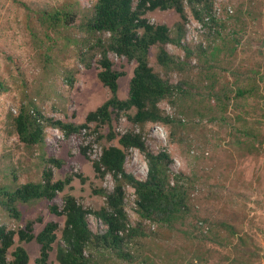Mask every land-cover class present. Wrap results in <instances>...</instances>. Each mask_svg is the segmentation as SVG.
I'll use <instances>...</instances> for the list:
<instances>
[{"label": "trees", "instance_id": "1", "mask_svg": "<svg viewBox=\"0 0 264 264\" xmlns=\"http://www.w3.org/2000/svg\"><path fill=\"white\" fill-rule=\"evenodd\" d=\"M12 1L29 12L48 39L50 35L55 38L63 35L69 27L81 31L82 35H75L73 40L78 60L86 68L91 67L94 60L97 78L110 93L102 104L88 111L81 122L63 121L48 116L33 96L25 94L15 111L7 112L11 132L18 142L29 150L45 142L46 127L57 128L65 136H69L90 129V124H94L92 131L98 132L97 138L104 136L99 133L100 126H107L106 139L117 138V145L103 146L99 159L92 162V168L98 177L109 173L114 179L111 192L93 189V192L103 194L104 205L98 209L84 207L69 193L63 195L61 205L49 203V211L63 217L61 229L56 221L51 220L34 233V223L40 221L41 217L26 218L21 222L26 207L39 200L51 201L58 192L63 191L73 176L81 181L85 178L71 173L63 179H54L52 167H61L62 160L46 156L43 152L40 154L42 166L38 180L19 183L14 165H0V213L15 222L13 227L0 222V264H29L27 250L20 244L15 245V240L37 242L40 248L36 262L47 264L49 253L57 239V230L61 234L55 250L58 264H95L97 257L106 256H113L120 262L151 264L156 261L154 253H142L140 240L154 232L145 228L143 220L153 222L158 228L176 233L177 237L182 238L179 247L172 245L160 248L157 254L163 264H212L218 249L223 251L217 264L259 263L262 255L258 252L257 241L253 235L237 229L238 225L234 226L231 219H214L209 221L206 228L201 227L208 219L199 217L191 202L190 190L195 186L194 178L182 171H172L171 156L166 150L155 152L150 149L141 132L127 130L116 134L112 129L114 115L124 114L131 123L140 127L148 122H158L169 128L170 133L175 132L185 123L166 114L159 106L162 101H168L172 105L178 102L185 106L188 104V107L196 101L198 106L194 108V116L201 119L206 117L210 121L216 118L215 110L218 108L220 118L226 121L225 112L230 92L224 89L214 90L216 79L214 75H209L212 72L206 69V65L202 68L200 66L197 74L199 81L185 79L170 83L149 63V50L153 46L157 47L156 61L165 73L171 70L187 71V60L192 54H196L198 58L208 54L215 57L223 50L221 46L224 45L228 51L234 52L238 39L232 33L222 32V22L214 16V0H92L84 7L77 0H64L34 9L25 1ZM155 9H172L176 12L179 21L175 25L174 35L165 23L148 20L146 13ZM188 13L208 29L203 39L205 45L198 44L196 51L181 43ZM167 43L182 47L186 53L184 59L170 54L165 49ZM109 53L135 63L126 97L118 96V80L125 75V71L115 65ZM70 77L71 75H67V78ZM263 78L264 76L260 77L261 80ZM203 81L206 83H202ZM8 89V84L0 79V94ZM203 92L208 96L214 95L215 105L201 103ZM233 98L235 107H244L247 102H251L250 99H254L252 105L259 114L253 121H248L245 112L238 108L233 109L232 116L238 122L234 127L236 134L245 138L242 145L246 147L249 141L247 145L251 148H262L264 138L259 128L264 120V102L258 83L254 82L248 88L236 86ZM184 114L188 116L187 110ZM128 148H136L144 154L148 163L145 176H137L125 169V150ZM85 149L86 147L84 152ZM127 185L134 190L135 213L140 219L134 225H131L124 206ZM89 214L102 221L105 225L103 232L95 233L90 229L87 220ZM260 231L264 234L263 227H260Z\"/></svg>", "mask_w": 264, "mask_h": 264}, {"label": "rangeland", "instance_id": "2", "mask_svg": "<svg viewBox=\"0 0 264 264\" xmlns=\"http://www.w3.org/2000/svg\"><path fill=\"white\" fill-rule=\"evenodd\" d=\"M35 7L44 4H57L64 0H21ZM79 5L88 6L92 0H77ZM214 11L217 20L222 22L224 33H232L237 37L238 44L234 52L221 46L223 50L215 57L192 54L187 60V71L171 70L167 73L156 61L157 47L149 50V63L161 76L170 83L190 79L197 82V74L202 67L212 72L211 77L216 79L214 90L224 89L230 92L227 101L226 121H222L220 114L215 110L216 118L208 120L206 117L194 116V108L168 101L159 103L161 109L172 117L179 118L184 126L178 127L175 132L158 122H148L143 127L131 123L124 114L114 115L112 129L116 134L127 130L141 132L146 144L153 151L166 150L171 156L170 169L182 171L194 178V188L191 192V202L199 217L208 221L201 227L204 229L209 221L214 219L230 220L237 229L245 231L255 238L259 247L258 252H264V234L260 231L264 222V144L262 148L252 147L249 141L246 147L242 145L245 138L236 134L233 109L238 108L245 112V118L253 121L257 117L252 101L244 107L234 106L236 86L248 88L254 82L258 83L264 102V0H214ZM153 23H165L170 32L175 34V25L179 21L178 15L172 9H155L146 13ZM208 31L201 22L188 13L183 25L181 43L186 47L194 48L205 45L204 36ZM82 32L69 27L63 35L48 39L43 29L38 27L29 12L12 0H0V79L8 84V91L0 94V165L10 163L14 165L17 181L38 180L41 171L40 154L54 156L62 160L61 167H52L53 178L63 179L67 174H80L85 180L77 176L58 192L51 201L39 200L27 205L22 221L26 218L36 219L33 231L37 233L47 221H56L61 229L63 217L52 214L49 203H62L64 194H72L84 207L98 209L104 205L105 197L102 193H95L93 189H103L111 192L114 179L110 174L98 177L91 161L94 160L103 146L117 145V138L107 140L108 127L100 126L97 131L90 129L80 133L65 136L54 127L45 128V142L41 146L25 149L11 132L7 120V112L15 111L17 104L25 94L33 96L43 112L53 118L63 121H84L88 111L93 110L109 96V90L97 78V67L94 63L86 68L78 60L73 40ZM233 39V37H231ZM230 45V44H229ZM165 49L178 59H184V49L172 43L165 44ZM196 51V49H195ZM118 68L125 71V75L118 80V96H127L128 82L132 75L134 62H127L124 57L109 53ZM209 65V67H208ZM201 66V68H200ZM67 75H71L70 79ZM214 75V76H213ZM207 81V80H206ZM203 81L202 83H206ZM210 81V80H209ZM201 103L215 105L216 99L202 93ZM241 102V100H240ZM238 103V102H237ZM188 107V109H187ZM242 108V109H241ZM244 108V109H243ZM264 109V103H263ZM187 115L185 116V111ZM259 132L264 138V120ZM89 146L86 156L83 146ZM248 146V147H247ZM255 146H258L255 144ZM125 169L143 177L147 173L148 163L145 156L136 148L125 150ZM124 206L131 225L140 220L135 213V196L132 187H125ZM90 229L97 233L105 230V225L93 214L87 215ZM0 222L13 227L15 222L0 213ZM145 228L154 234L140 240L141 252L154 253L156 259L151 264H163L159 260L160 248H169L172 245L179 247L182 238L165 229L158 228L153 222L144 221ZM201 224V222H199ZM158 233V234H156ZM174 235V238H172ZM57 239L49 253L47 264H58L55 260V250L60 241V230L56 232ZM167 240V241H166ZM171 243V245H169ZM28 252L29 264H38L39 244L34 240L19 242ZM140 245V246H141ZM218 249L214 254L212 264H217L223 250ZM260 259L259 263L262 261ZM95 264H143L136 261L120 262L113 256L97 257ZM145 264V263H144Z\"/></svg>", "mask_w": 264, "mask_h": 264}, {"label": "clouds", "instance_id": "3", "mask_svg": "<svg viewBox=\"0 0 264 264\" xmlns=\"http://www.w3.org/2000/svg\"><path fill=\"white\" fill-rule=\"evenodd\" d=\"M57 129V128H56ZM59 130V129H58ZM86 130V129H85ZM83 131V130H82ZM81 131V132H82ZM62 132V131H61ZM63 133V132H62ZM84 147H86V149H85V152H84ZM89 149V146L88 145H86V146H83V149H82V152H83V154L86 156V154H87V150ZM129 149V148H128ZM101 151H102V148L99 150V153H98V156L94 159V160H92L91 161V163L93 162V161H97L98 159H99V157H100V154H101ZM125 162V161H124ZM107 174H109V173H107ZM111 175V174H110ZM100 220V219H99ZM101 221V220H100Z\"/></svg>", "mask_w": 264, "mask_h": 264}, {"label": "crops", "instance_id": "4", "mask_svg": "<svg viewBox=\"0 0 264 264\" xmlns=\"http://www.w3.org/2000/svg\"><path fill=\"white\" fill-rule=\"evenodd\" d=\"M263 228H264V224H263ZM264 254V252H263ZM260 264H264V255H263V258H262V261L260 262Z\"/></svg>", "mask_w": 264, "mask_h": 264}, {"label": "built area", "instance_id": "5", "mask_svg": "<svg viewBox=\"0 0 264 264\" xmlns=\"http://www.w3.org/2000/svg\"><path fill=\"white\" fill-rule=\"evenodd\" d=\"M84 130H85V129H84ZM84 130H83V131H84Z\"/></svg>", "mask_w": 264, "mask_h": 264}]
</instances>
